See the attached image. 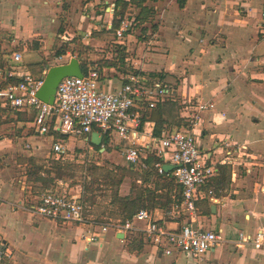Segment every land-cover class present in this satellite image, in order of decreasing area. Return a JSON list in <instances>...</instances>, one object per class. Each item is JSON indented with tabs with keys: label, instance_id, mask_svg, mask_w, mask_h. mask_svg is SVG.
Listing matches in <instances>:
<instances>
[{
	"label": "crops",
	"instance_id": "1",
	"mask_svg": "<svg viewBox=\"0 0 264 264\" xmlns=\"http://www.w3.org/2000/svg\"><path fill=\"white\" fill-rule=\"evenodd\" d=\"M115 1L0 0L2 43L22 50L17 73H30L29 65L41 63L39 75H43L52 66L68 63L75 58L69 49L64 56L54 54L75 39L93 49L82 56L88 68L96 65L97 53L102 52L98 48L112 46L98 35L111 29ZM146 5L154 12L155 27L146 24L148 29L141 34L145 40L129 32L114 41L125 48L126 64L146 75L163 73L174 85L180 106L187 101L215 105L203 114L196 143L216 169L212 184L217 201H199L197 221L198 227L216 232L220 240L203 254L201 264H264V33L260 29L264 0H154ZM122 19L134 21L135 13L129 11ZM111 55L107 51L104 58ZM103 77L101 87L114 91L125 76L105 69ZM5 119L0 116L2 122ZM17 124L22 128L18 136L0 135V244L10 250L8 264H193L187 254L166 256L150 244L142 222L118 238L121 233L105 216L101 224L91 220L72 224L34 215L38 197L30 196L26 176L16 173L26 166L19 158L27 153L39 161L48 158L47 145L56 139L35 135L29 124ZM154 126L146 120L130 140L144 148L155 137ZM108 139V146L124 159L125 141L115 134ZM70 141H77L78 153L72 150L69 155ZM62 144L69 157L74 154L69 163L83 169L86 159L89 168L94 162L99 165L97 155H106L105 147L101 150L90 143V136L63 137ZM146 155L143 149L141 156ZM125 162L138 174L133 186L126 178L121 182L118 197L134 198L156 187L154 176L143 181V169ZM64 191L72 198L81 194L71 187ZM149 212L167 231H179L185 223L184 218L171 217L172 208ZM258 231L263 234L259 248L238 239L239 234L254 237Z\"/></svg>",
	"mask_w": 264,
	"mask_h": 264
},
{
	"label": "built area",
	"instance_id": "2",
	"mask_svg": "<svg viewBox=\"0 0 264 264\" xmlns=\"http://www.w3.org/2000/svg\"><path fill=\"white\" fill-rule=\"evenodd\" d=\"M132 20L120 21L116 30V39L121 40L124 33L131 29ZM260 29L264 33V11L261 13ZM12 62L21 61L20 54L11 56ZM61 61L62 57H58ZM59 66V65H56ZM14 67L8 76H17L21 81L8 84L0 90V109L16 111L35 110L36 115L30 125L34 134L39 137H53L51 131L58 133L59 138L51 143V151L55 160H71L62 144L63 137L79 138L90 136L97 132L102 138H110L115 134L118 139L128 145L121 151L128 164L146 169L141 156L143 149L148 155L159 159L154 168L163 174V165H170V171L175 182L182 191V200L177 209L186 216V221L179 231H167L156 222L147 210H140L130 220L124 223L118 221L112 227L115 231L125 234L132 231L134 223H144L143 236L156 248H161L166 256L173 253L187 254L193 264H201V257L217 246L220 238L214 231L203 230L198 227L197 203L207 200L209 203L217 201L212 181L216 176V169L210 165L205 154H201L197 146V131L202 125V116L214 109L212 101H187L181 104L180 118L188 124L180 130H165L159 137H151L150 144L141 148L130 140L136 135L140 126L139 111L143 105L153 107L158 102L175 100V91H168L156 81H151L144 75H127L121 79L120 85L114 91H106L100 85L97 72L88 68L82 78L67 77L61 80L56 88L53 103L45 104L37 97V92L43 84L45 73L40 78L30 73H17ZM172 98V99H171ZM102 147L103 142H102ZM84 172L89 164L86 159ZM61 186L62 182L57 181ZM86 205L81 194L75 198L67 196L64 190L56 187L53 192L41 194L32 209L34 215L55 222L82 224L86 222ZM239 241L250 242L259 248L263 242L261 231L254 237L239 234ZM11 253L7 246L0 244V264L10 261Z\"/></svg>",
	"mask_w": 264,
	"mask_h": 264
},
{
	"label": "trees",
	"instance_id": "3",
	"mask_svg": "<svg viewBox=\"0 0 264 264\" xmlns=\"http://www.w3.org/2000/svg\"><path fill=\"white\" fill-rule=\"evenodd\" d=\"M154 0H116L114 15L111 29L107 32H102V35H98L99 40H104L112 44L114 49L111 51V57L109 59L103 58L101 61L97 62L96 65H91L99 77V80H103V70L105 69H113L117 73L121 75H144L148 77L151 81H156L161 84L163 89L168 91H175L174 85L166 79L163 73H153V74H143L140 73L131 67H129L125 59L127 58V54L125 53V48L121 45L114 44L116 40L115 32L120 26L121 19L125 16V14L129 11L135 13V19L132 23L131 29L126 32L135 31V29L140 30V34L145 33L147 31V26L149 28L154 29V25L152 24V20L154 17V12L151 8H149L146 3ZM134 29V30H133ZM139 38V37H138ZM0 38V44L4 41ZM73 43H78L76 47H74L70 53L79 60L81 65V70L83 74L86 75L88 66L86 59L82 56L87 54L90 51V47L84 46L80 40L75 39ZM20 50V48H19ZM68 48L66 46H61L58 50H56L54 56H64ZM11 53L14 54V51H10L8 53H0V70L2 71V79L0 81V90L5 89L8 84H17L21 81V78L17 76H8V72L12 70V68L17 67L15 63L12 62ZM28 69L33 77L40 78V69L41 63H35L28 66ZM39 75V76H37ZM175 99V95L173 97ZM171 98V99H172ZM179 109L180 105L176 102V100H167L163 102L156 103L153 107H149L148 105H143L142 109L139 111L140 114V126L146 120H151L155 123L153 129V135L155 137H159L162 132L168 128V130H180L183 127H187L188 124L184 122L179 117ZM16 116L15 122L27 124L33 121L36 111L28 110V111H16L12 109H0V116ZM165 126V128H163ZM174 128V129H173ZM51 135L54 139L59 138L58 133L51 131ZM109 145V139L104 138L103 146ZM152 158V159H151ZM159 159H156L152 155H149L147 159L144 161L146 169L143 170L144 178L148 176H154L155 179L166 182L167 184L163 186L166 187V194L156 195L158 192V185L155 188L145 189L139 196L134 198H120L118 194L115 195L114 201L111 203L112 205H117L119 210L120 222L124 223L126 220H130L133 215H135L140 210H154V209H165L169 208L173 203L179 205L182 200V191L179 185L175 182V179L172 177L171 172H163V174H159L158 171L154 168V164L157 163ZM29 166L28 170L25 172L27 185L30 187V196L31 197H39L41 194L53 192L56 188L57 181L63 180L65 177L69 175V172L72 170V165L68 160H55L51 158L50 166L45 168L42 165H37V160L34 157H29L26 160V167ZM88 170V168H87ZM86 170V172H87ZM122 182V178L117 181V185L119 186ZM213 182V181H212ZM34 183V185H33ZM214 183V182H213ZM176 188V192L174 193L172 198L171 192L172 187ZM212 188L214 193L216 189L214 188V184H212ZM83 202L84 197L82 198ZM85 203V202H84ZM3 264H8L7 261L3 262Z\"/></svg>",
	"mask_w": 264,
	"mask_h": 264
},
{
	"label": "rangeland",
	"instance_id": "4",
	"mask_svg": "<svg viewBox=\"0 0 264 264\" xmlns=\"http://www.w3.org/2000/svg\"><path fill=\"white\" fill-rule=\"evenodd\" d=\"M132 33L135 36V38L140 40H145L140 34L139 29H135V31H133ZM77 44L78 43H73V45L71 46L66 45V47L71 51L74 47H76ZM98 49L102 50V52L97 53L99 55L98 59L96 60L97 62L101 61L105 57V52L110 50L112 51L114 47L107 45L106 48L102 47ZM92 50L93 49L90 48V51ZM10 51H14V54H20L21 60L23 62L22 50L20 46H15L10 48L9 46H7L6 42L0 44V53H8ZM11 55L13 54L11 53ZM1 79H2V71L0 70V81ZM15 118L16 116L14 115H9V116L7 115L6 119L3 122L0 120L1 136L9 135L11 137H16L21 133L22 131L21 125H18L15 122ZM69 144L71 146V147L69 146L70 147V151L68 152L69 155L73 151L76 153L79 152L76 150L77 141L76 142L70 141ZM125 144H126L125 146H127L129 144L128 141H126ZM47 146L48 147L46 148V153L48 155V158H45L43 156L39 161L36 157H34L37 160V165H42L45 168H48L50 166L51 158H54V155L51 151V143ZM100 149L102 150L101 147ZM24 150L27 149L24 148ZM114 151H115L114 148L105 146L106 155H104L103 158H101L100 155H97L99 157V161H98L99 165H94L95 164L94 162L93 165H90L86 173L84 172L82 166L70 163L72 165V170L69 172V175L65 177L63 180H60L62 182L61 186L56 185V187H59L61 190H64L66 187H71L73 191H77L81 193L82 198L84 197L85 200L84 202L87 207L86 222L91 220V221H95V223L101 224L100 222H103L102 217L105 216L106 220L111 219L113 223H116L121 218L119 216V210L117 205L111 204L115 199V195L119 194V190L121 188L120 186L117 185V181L120 180L121 178L123 181L126 178V180H128L126 182H128L130 185L133 186L134 179L136 178L135 175L138 174V172L134 169H130L127 166L125 160L123 158L121 159ZM26 155L27 157L21 156L19 158L24 163L29 157H33L28 153ZM72 155L74 154H71V156ZM71 156L69 158H71ZM83 156L84 155L80 157V160L83 159ZM28 168L29 166L27 167L25 166L23 170L17 168L16 170L17 175H21V173H23L25 176V172L26 170H28ZM142 174H143L142 176L144 177V173ZM154 182L155 185H159L158 187L159 189L164 186L163 181L155 180ZM172 188L173 189L171 193H173V191L176 192V188L174 187V185ZM161 194L165 195L166 189H163ZM161 194H156V195H161ZM171 208L173 209L171 217L184 218V221H186V216L183 213H181L179 209H177V205L175 203L169 206V208L163 209V211L167 212Z\"/></svg>",
	"mask_w": 264,
	"mask_h": 264
},
{
	"label": "water",
	"instance_id": "5",
	"mask_svg": "<svg viewBox=\"0 0 264 264\" xmlns=\"http://www.w3.org/2000/svg\"><path fill=\"white\" fill-rule=\"evenodd\" d=\"M67 77L82 78L83 72L79 61L75 58L70 59L66 64L59 66H52L45 72L43 84L37 92V97L45 104H52L55 98L56 88L62 79ZM103 142L102 136L97 132L90 134V143L95 147H101ZM173 169L170 165H163V170L167 173ZM212 213H214V206L211 207ZM122 237V233L117 236Z\"/></svg>",
	"mask_w": 264,
	"mask_h": 264
}]
</instances>
